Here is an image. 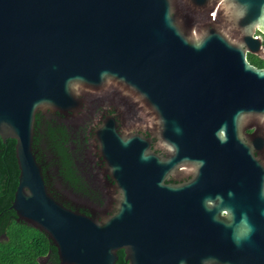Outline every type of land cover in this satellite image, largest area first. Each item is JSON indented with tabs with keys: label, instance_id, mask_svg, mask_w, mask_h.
I'll return each mask as SVG.
<instances>
[{
	"label": "water",
	"instance_id": "1",
	"mask_svg": "<svg viewBox=\"0 0 264 264\" xmlns=\"http://www.w3.org/2000/svg\"><path fill=\"white\" fill-rule=\"evenodd\" d=\"M262 36L264 0H0V137L16 141L17 221L53 241L58 264H116L120 249L128 264H186L191 246L194 264H264V67L246 58L264 56ZM218 86L241 116L217 109ZM91 101L166 107L202 177L243 183L223 203L229 221L201 201L185 222L164 160L112 119L96 138L116 212L94 220L56 201L33 147L36 116Z\"/></svg>",
	"mask_w": 264,
	"mask_h": 264
},
{
	"label": "flooded vegetation",
	"instance_id": "2",
	"mask_svg": "<svg viewBox=\"0 0 264 264\" xmlns=\"http://www.w3.org/2000/svg\"><path fill=\"white\" fill-rule=\"evenodd\" d=\"M250 54L247 53V60ZM252 55L259 57L257 54ZM261 58L264 59V56ZM215 89L214 98L220 101L217 109L224 110L229 116H241V104L227 99V93L222 87ZM39 114L45 122L54 124L56 121L58 126L52 128L55 131L53 142L69 153L67 158L49 157L45 164V174V166L40 164L44 167L43 174L49 193L67 209L94 220L101 221L116 212V200L113 199L112 202L108 197L111 193L107 183L110 182L109 173L96 138L97 130L109 119H112L118 130L126 128L149 140L152 152L164 160L166 173L163 188L179 190L185 222H194L201 201H206L209 204L208 209L212 211H223L220 218L229 221L228 207L223 204L227 195H236L239 192L243 194L239 189L243 183L235 178L202 177L199 174V159L194 143L189 137L180 138L174 130L169 129L166 123V107L159 116L151 104L143 112L137 109H118L108 102L91 101L84 103L77 113L60 114L47 110ZM239 125L242 130L241 121ZM252 132L253 130H247V134ZM201 191L205 192L203 196ZM189 257L192 259L191 263L186 264H194L193 246L186 250L185 259L189 261ZM46 260L48 257L44 261Z\"/></svg>",
	"mask_w": 264,
	"mask_h": 264
},
{
	"label": "trees",
	"instance_id": "3",
	"mask_svg": "<svg viewBox=\"0 0 264 264\" xmlns=\"http://www.w3.org/2000/svg\"><path fill=\"white\" fill-rule=\"evenodd\" d=\"M264 46V36H262ZM248 61L258 67H264V59L250 54ZM54 125V126H53ZM36 116L34 151L38 163L47 164L49 157L67 158L69 153L62 146L53 142V127ZM44 168V167H43ZM46 166L44 168L45 174ZM20 170L16 158V141L9 139L5 144L0 137V264H58V255L53 241L42 232L24 222L17 221V215L11 209L19 183ZM48 257V260L44 261ZM117 264H127L123 251L119 250Z\"/></svg>",
	"mask_w": 264,
	"mask_h": 264
}]
</instances>
